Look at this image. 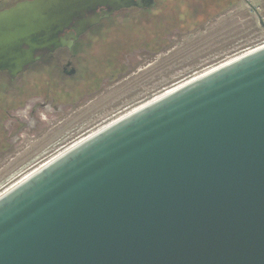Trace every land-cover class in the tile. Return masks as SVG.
<instances>
[{
    "label": "water",
    "instance_id": "95a60500",
    "mask_svg": "<svg viewBox=\"0 0 264 264\" xmlns=\"http://www.w3.org/2000/svg\"><path fill=\"white\" fill-rule=\"evenodd\" d=\"M92 1L127 0H34L0 11V71L21 72L97 5H155ZM94 21L81 19L80 30ZM0 264H264V44L0 193Z\"/></svg>",
    "mask_w": 264,
    "mask_h": 264
},
{
    "label": "rangeland",
    "instance_id": "374dc122",
    "mask_svg": "<svg viewBox=\"0 0 264 264\" xmlns=\"http://www.w3.org/2000/svg\"><path fill=\"white\" fill-rule=\"evenodd\" d=\"M200 1L177 4L175 0H162L150 9L114 15L107 26L97 30L102 35L87 42L86 56L75 58V75L27 72L16 87L1 86L0 114L3 104H12L16 99L27 104L31 98L37 99V92L50 81L64 102L76 101L58 111L38 110L36 125L26 126L18 137L10 138L11 147L0 151V193L105 125L264 44V0L233 5ZM213 12L218 14L210 16ZM171 27L175 29L170 30ZM163 30L169 40L165 49L153 55L146 50L137 51L140 44L160 39L155 33ZM128 39H135L129 42L136 50L124 52V60L130 66L127 73L101 88L81 93L84 81L98 80L100 72L106 71L111 52L127 48Z\"/></svg>",
    "mask_w": 264,
    "mask_h": 264
},
{
    "label": "flooded vegetation",
    "instance_id": "af4514ba",
    "mask_svg": "<svg viewBox=\"0 0 264 264\" xmlns=\"http://www.w3.org/2000/svg\"><path fill=\"white\" fill-rule=\"evenodd\" d=\"M34 0H0V11L7 10L14 7L16 4H23L26 2H33ZM247 2V0H201V4H236L237 2ZM162 0H127L120 1L119 3L113 1L98 2L92 1L89 4H160ZM192 4L190 0H175L177 4ZM87 4V3H84ZM155 5L153 7H155ZM152 8V7H151ZM134 9H150L147 7H137L130 5L127 7H122L119 9H112L109 5H97L93 9L83 13V16H74L70 23L62 27L60 32H58V37L61 40V44L57 45L53 49H38L35 52L36 59L31 61L21 72L12 76L7 70L0 71V87L12 86L16 87L19 83L22 74L27 72L34 73H51L59 72L65 76H73L76 73V67L74 65V60L77 57L84 58L85 52L87 50V42L96 39L98 36L102 35L97 30L101 27L107 26L114 15L125 11H131ZM93 19V23L89 24L80 30L81 27L79 22ZM175 29V27L170 28ZM165 37H167V32H165ZM140 47V46H139ZM132 51L136 48H132ZM131 50H128L130 52ZM139 50H146L144 47H140ZM124 52H119L118 56H114L113 53L110 54V58L107 60V65L105 66L106 71L100 72L98 80L93 79V81H84V90L81 93L90 92L91 89L101 88L103 84L111 81L115 76L119 75V72H124L129 69V64L124 60ZM127 60V58H125ZM78 59L76 60V62ZM118 63V64H117ZM120 63V64H119ZM125 67V68H123ZM47 82V81H46ZM51 81L43 84L45 87L37 92L38 95L35 98H31L28 103L25 104L19 100H14L12 104H3L1 108V125H0V151H5L11 147L12 142L10 138L18 134L26 126L36 125L35 114L38 110L44 111H58L67 104H73L74 101H67L58 96L55 92L58 90L54 85H51ZM82 88V87H81ZM56 89L57 91H54ZM82 95V94H81ZM72 100V99H71ZM24 106V107H23ZM26 106V107H25ZM23 107V108H22ZM19 110L20 112L13 113L12 111ZM24 112L26 113L24 115ZM76 144V143H75ZM73 146V145H72Z\"/></svg>",
    "mask_w": 264,
    "mask_h": 264
},
{
    "label": "trees",
    "instance_id": "16d2710c",
    "mask_svg": "<svg viewBox=\"0 0 264 264\" xmlns=\"http://www.w3.org/2000/svg\"><path fill=\"white\" fill-rule=\"evenodd\" d=\"M229 5H233V4H229ZM217 14H218V12H213L212 15H210V16H216ZM208 18H209V16H208ZM165 32L166 31H164V30L162 32L161 31L156 32L155 36L156 37L158 36L160 39L157 38V39L153 40L154 42H151V43L148 42L150 44H147V43L146 44H140V47H144L146 49V52L151 53V55L156 54L159 51L165 49L169 43V40L167 39V37H165V34H166ZM150 40H152V39H150ZM129 41H135V39H128L127 42H128L129 46L127 48H116L113 52H111V54L113 53L114 56H116V55L118 56L119 52L128 51V50H131L132 48H136V46L132 44L133 42H129ZM123 68H125V67H123ZM128 70H125L124 72L117 71V72H119V75L118 76L114 75V78L112 80H114L115 78H119L121 75L127 73Z\"/></svg>",
    "mask_w": 264,
    "mask_h": 264
},
{
    "label": "bare ground",
    "instance_id": "6f19581e",
    "mask_svg": "<svg viewBox=\"0 0 264 264\" xmlns=\"http://www.w3.org/2000/svg\"><path fill=\"white\" fill-rule=\"evenodd\" d=\"M212 69H213V68H212ZM210 70H211V69H210ZM208 71H209V70H208ZM194 78H195V77H194ZM168 91H169V90H168ZM163 94H164V93H163ZM77 143H78V142H77ZM69 148H70V147H69ZM56 156H57V155H56ZM53 158H54V157H53ZM50 160H51V159H50ZM48 161H49V160H48ZM45 163H46V162H45ZM43 164H44V163H43ZM43 164H42V165H43Z\"/></svg>",
    "mask_w": 264,
    "mask_h": 264
}]
</instances>
